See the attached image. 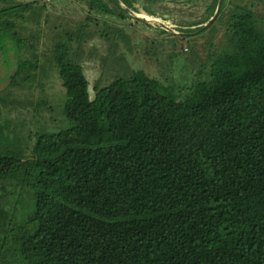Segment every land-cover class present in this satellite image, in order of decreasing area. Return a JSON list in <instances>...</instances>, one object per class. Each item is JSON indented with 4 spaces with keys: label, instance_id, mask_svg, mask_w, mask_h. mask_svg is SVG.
Instances as JSON below:
<instances>
[{
    "label": "trees",
    "instance_id": "trees-1",
    "mask_svg": "<svg viewBox=\"0 0 264 264\" xmlns=\"http://www.w3.org/2000/svg\"><path fill=\"white\" fill-rule=\"evenodd\" d=\"M53 1L0 0V50L32 56L18 57L9 87L39 69L19 21ZM73 1L88 21L119 22L135 19L128 10L186 0ZM218 3L179 30L190 41L220 27L204 59L193 57L198 73L179 85L133 70L97 81L91 97L69 45L55 44L64 124L31 135L28 155L6 149L15 142L4 135L9 100L0 94V191L15 182L31 200L12 227L0 196V264H264V16L252 0H221L215 16ZM76 26L67 36L80 44L88 24Z\"/></svg>",
    "mask_w": 264,
    "mask_h": 264
},
{
    "label": "rangeland",
    "instance_id": "rangeland-1",
    "mask_svg": "<svg viewBox=\"0 0 264 264\" xmlns=\"http://www.w3.org/2000/svg\"><path fill=\"white\" fill-rule=\"evenodd\" d=\"M252 1H255L253 4L264 16V5L256 0ZM210 3L211 0H186L179 5H151L147 9L138 8V11L128 10L137 21L127 19L119 22L94 13V20L88 21L87 12L73 0H54L43 11L36 7L34 16L19 21L24 27L23 31H19V36L30 39L28 45L34 43V54L40 61L39 69L33 72V80L17 89L9 87V79L15 71L18 57L32 59V56L22 50L18 53L11 49L7 53L0 50V94L9 100L8 106L3 109V117L8 120L9 125L4 135L15 142L8 144L6 149L18 156L25 150L24 154L28 155L33 143L31 135L37 131H55L63 127L60 105L64 100V89L58 71L51 62L55 44L63 41L69 45L71 58L82 65L89 80L91 97L92 87L97 81L105 85L133 70H142L166 86L173 83L179 85L189 82L198 73L195 56L198 54L197 56L204 59L208 44L217 43L220 37V27L211 28L204 36L192 38L190 41L188 35L184 37L179 32L194 29L205 20L210 13ZM110 6L113 7L111 4ZM147 11L155 13L157 17H150ZM211 20L204 28L211 24ZM144 22L148 25L159 23L174 35L162 33L153 26H145ZM79 23L88 24L84 30L87 34L81 37L83 42L80 44L67 36V32L72 31L76 37V25ZM101 30L106 31L110 37L101 38ZM1 187H4L0 191L1 202L12 213L11 225L14 227L16 223L24 220V208L31 200L26 194H18L15 182H1ZM9 243L13 244L11 235Z\"/></svg>",
    "mask_w": 264,
    "mask_h": 264
},
{
    "label": "water",
    "instance_id": "water-1",
    "mask_svg": "<svg viewBox=\"0 0 264 264\" xmlns=\"http://www.w3.org/2000/svg\"><path fill=\"white\" fill-rule=\"evenodd\" d=\"M121 6H124L119 0H116ZM220 4H221V0H219V3H218V7H217V11H216V14H215V16L217 15V13H218V11H219V8H220ZM215 16L213 17V19L215 18ZM212 19V20H213ZM211 20V21H212Z\"/></svg>",
    "mask_w": 264,
    "mask_h": 264
},
{
    "label": "built area",
    "instance_id": "built-area-1",
    "mask_svg": "<svg viewBox=\"0 0 264 264\" xmlns=\"http://www.w3.org/2000/svg\"><path fill=\"white\" fill-rule=\"evenodd\" d=\"M46 1H51V0H46Z\"/></svg>",
    "mask_w": 264,
    "mask_h": 264
}]
</instances>
